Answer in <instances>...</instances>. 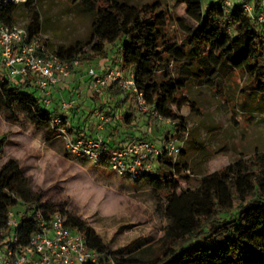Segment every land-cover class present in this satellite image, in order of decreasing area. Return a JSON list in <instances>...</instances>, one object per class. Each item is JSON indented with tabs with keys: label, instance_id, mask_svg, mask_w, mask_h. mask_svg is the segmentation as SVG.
<instances>
[{
	"label": "trees",
	"instance_id": "16d2710c",
	"mask_svg": "<svg viewBox=\"0 0 264 264\" xmlns=\"http://www.w3.org/2000/svg\"><path fill=\"white\" fill-rule=\"evenodd\" d=\"M174 1L196 3V0ZM231 1L229 6L225 0L211 2L203 18L192 25L179 18L187 38L186 43L181 44L165 31L169 14L160 0L143 4L129 0H79L92 16L88 39L59 45L53 53L66 61L88 64L107 58L111 46L116 45L121 67L133 73L147 103L175 121L164 139L182 141L180 158L184 154V138L189 134L181 109L189 106L191 110H198L195 100L184 95L191 81L209 89L218 88L240 68L249 79L245 92L251 98L264 99V23L257 18L264 11V0H251L253 16L244 11L241 0ZM20 6L31 11L28 33L33 41L35 33L40 32L38 28L35 32L32 30L33 23L39 24L37 0L0 1V25L16 24ZM39 40L42 43L36 44L48 46L46 40ZM112 90H117L118 103L133 96L127 94L122 100V91ZM57 99L53 106L46 107L30 73L15 79L5 78L0 83V112L7 113L5 120L17 121L20 115L25 116L43 130L44 142L51 143L56 137L62 139L61 126H67L74 138L94 137L99 133L86 129L87 113L81 119L73 109L71 117H67ZM57 115L64 118L61 126L52 125ZM123 116L124 121L130 123L134 112L126 111ZM101 136L111 145L131 138L127 131L120 132L119 138L112 140L107 128ZM3 139L0 152H3ZM179 158L171 160L160 156L156 171L132 179L135 184L144 183L154 190L166 187L163 205L168 219L166 245L150 263L115 257L85 221L57 205L43 203L42 191L33 189L32 179L12 156L0 168V218L3 222L9 207L21 209L20 230L27 241L28 235L36 229L31 217L35 210H61L67 215L69 224L85 233L87 244L103 254L101 264H111L112 259L115 264H264V151L255 152L251 160L241 157L202 175L194 187L182 185L190 181L192 172ZM97 166L109 168L107 158Z\"/></svg>",
	"mask_w": 264,
	"mask_h": 264
},
{
	"label": "rangeland",
	"instance_id": "374dc122",
	"mask_svg": "<svg viewBox=\"0 0 264 264\" xmlns=\"http://www.w3.org/2000/svg\"><path fill=\"white\" fill-rule=\"evenodd\" d=\"M129 1L143 4L155 0ZM160 1L169 14L165 31L185 44L186 34L178 19L184 18L190 25L197 23L208 5L220 0H196L195 4ZM36 12L39 24L33 23L32 30L35 32L38 28L40 32L35 33L33 41L42 43L39 38L46 40L50 52L59 45L88 39L92 16L79 0H37ZM30 15L31 11L20 6L16 24L28 30ZM109 52L107 58L88 64L81 62L76 71H83L88 66L106 70L108 66L103 65L106 60L113 61L112 66H121L118 47L112 45ZM248 80L246 72L236 68L218 88L209 89L191 81L184 91L198 107V110H191L189 106L181 109L188 122L189 134L184 138V154L178 158L182 164L187 163L192 172L190 181L182 183L184 187H194L202 175L241 157L251 160L255 152L264 151V99L251 98L245 92ZM87 84L81 79L66 87L63 95L76 101V117L82 119L87 113V130L102 134L106 128L110 129L112 140L119 138L120 132L127 131L131 134L128 139L142 137L156 143L164 140L170 123L140 111L133 96L118 103L115 100L117 90H106L95 96ZM127 101L130 104L125 105ZM126 108L134 112L130 123L124 121ZM116 111L121 115L115 117ZM6 114L0 112V140L5 138L0 168L7 158H17L32 179L33 189L42 191V202L57 205L85 221L115 257L135 258L140 263L155 260L166 245L165 185L159 190L144 183L137 185L110 168L97 166L89 159L75 158L67 154L63 139L56 137L48 145L43 140V130L25 116L8 122ZM102 115H110L113 120L99 131Z\"/></svg>",
	"mask_w": 264,
	"mask_h": 264
},
{
	"label": "built area",
	"instance_id": "2783aa9c",
	"mask_svg": "<svg viewBox=\"0 0 264 264\" xmlns=\"http://www.w3.org/2000/svg\"><path fill=\"white\" fill-rule=\"evenodd\" d=\"M241 3L244 11L253 16V2L241 0ZM225 4L232 5V1L225 0ZM257 18L264 23V11ZM79 64L78 60L66 61L50 52L47 46H39L31 41L26 28L17 24L0 25V83L5 78L15 79L30 73L34 77L42 103L46 107L53 106L58 94L62 111L67 117H71L76 101L63 96L64 89L81 79L88 80L94 94L118 88L122 91V100L127 94H132L140 111L150 113L167 123H175L171 118L160 114L153 104L147 103L132 72H125L119 65L106 70L89 67L85 71H76ZM114 116L117 117L118 114L115 113ZM101 120L99 131L111 124L113 119L110 115H102ZM63 121L64 118L57 115L52 120V125L61 126ZM60 131L65 150L71 156L89 159L96 165L107 158L110 169L129 179L156 171L160 156L176 160L182 146V141L176 138L164 139L161 143L149 139H127L111 145L112 143H106L100 133L94 137L80 135L74 138L69 134L67 126H61ZM21 216V209L9 207L3 222L0 218V264H101L103 254L87 244L85 233L69 224L67 215L61 210H35L31 217L36 223V229L28 235L27 241L24 239L25 233L20 230ZM111 264H115L113 259Z\"/></svg>",
	"mask_w": 264,
	"mask_h": 264
},
{
	"label": "crops",
	"instance_id": "0c3cea01",
	"mask_svg": "<svg viewBox=\"0 0 264 264\" xmlns=\"http://www.w3.org/2000/svg\"><path fill=\"white\" fill-rule=\"evenodd\" d=\"M111 62H113V61L106 60V61H104V64H103V65L108 66V67H111V66L113 65ZM108 67H107V68H108ZM103 69H104V68H103ZM103 69H102V70H103ZM87 85H88V84H87ZM57 96H58V94H57ZM115 100H116V101L119 100V99H118V96H116ZM128 104H130V103H128V101H127L125 105H128ZM126 111H128V108H126ZM126 111H125V112H126ZM131 112H132V111H131ZM45 143H46V142H45ZM47 144L49 145V144H51V143H47Z\"/></svg>",
	"mask_w": 264,
	"mask_h": 264
}]
</instances>
